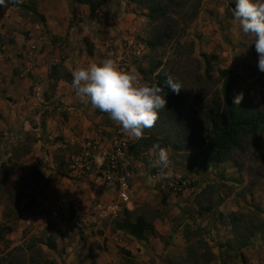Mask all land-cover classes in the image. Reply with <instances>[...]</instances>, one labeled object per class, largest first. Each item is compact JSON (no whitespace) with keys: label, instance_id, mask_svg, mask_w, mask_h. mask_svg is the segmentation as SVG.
Here are the masks:
<instances>
[{"label":"crops","instance_id":"0c3cea01","mask_svg":"<svg viewBox=\"0 0 264 264\" xmlns=\"http://www.w3.org/2000/svg\"><path fill=\"white\" fill-rule=\"evenodd\" d=\"M32 1L44 24L30 19L29 12L0 7V166L15 165L23 176L40 170L44 163L45 179L35 208L59 212L70 205L75 210L71 225L78 228L74 232L67 225L71 242L62 241L63 264H167L173 247L165 239L177 227L174 219L186 191L176 197L166 181L169 174L163 172L161 178L160 172L153 173L151 163L128 154L124 159L129 175L126 204L119 201L110 182L79 177L70 168L69 157L79 154L85 141L100 144L93 158L101 164L102 152L109 150L114 137L132 138L107 113L82 102L70 84L49 78L54 64L62 63L72 75L75 68L99 63L111 50L118 52L121 40H130L139 30L140 11L127 0H106L94 14L72 0ZM86 38L89 52L83 42ZM37 88L40 101L34 98ZM146 155L150 162L156 158L153 152ZM149 176L155 178L152 183ZM96 204L117 211L110 217L89 218L85 212ZM123 209L144 216L156 235L138 238L117 229Z\"/></svg>","mask_w":264,"mask_h":264},{"label":"rangeland","instance_id":"374dc122","mask_svg":"<svg viewBox=\"0 0 264 264\" xmlns=\"http://www.w3.org/2000/svg\"><path fill=\"white\" fill-rule=\"evenodd\" d=\"M26 2L35 5L32 0ZM231 4L235 0H199L197 16L185 26L180 37L152 51L144 44L153 34L152 26L139 9L142 16L139 30L131 34V41L121 40L118 51L124 54L122 47L133 43L140 55L128 59L129 69L134 67L149 84L160 71L171 74L182 84L180 92L185 99V109L173 122L167 118L166 108L160 112L156 126L145 130L148 134L160 133L172 142H180L182 132L187 130L191 136L193 129L204 125L206 116L222 104L219 70L239 74L242 78L239 93H244L241 103L250 102L264 112V72L258 68L254 41L234 21ZM32 18L35 19L30 15ZM83 42L89 52V39ZM111 52L114 53L110 55ZM116 54L117 51L111 50L105 58ZM160 61L159 69L150 75L151 67ZM133 142L134 139L130 140ZM167 149L168 168L151 166V170L169 174L168 186L178 181L188 182L186 195L181 198L183 205L174 219L177 227L165 239L173 247L166 257L167 264H194L207 259L211 260L208 264L218 261L220 264H264V129L244 139L243 151L231 152L225 163L214 164L206 171H198L195 155ZM24 150L20 149V153ZM147 152L152 151H143L139 158L151 163ZM43 168L41 163L40 170L22 176L15 165H7L0 172V264L64 262L62 241L71 242L67 225L74 232L78 228L71 225L75 210L71 211L67 205L60 208L57 220L46 223L40 220V214L50 211L35 208L36 197L41 195L38 190L45 179L41 173ZM63 223L66 225L62 226ZM7 227L11 228L10 233ZM242 242L245 247H241ZM49 244H54V249ZM187 252L191 255L187 256Z\"/></svg>","mask_w":264,"mask_h":264},{"label":"trees","instance_id":"16d2710c","mask_svg":"<svg viewBox=\"0 0 264 264\" xmlns=\"http://www.w3.org/2000/svg\"><path fill=\"white\" fill-rule=\"evenodd\" d=\"M138 10L144 11V16L152 26V36L144 41L149 50H156L166 44L174 43L184 32L185 26L191 22L198 14L199 0H127ZM73 3L86 5L91 14L99 11L105 4L106 0H72ZM9 6L19 10H26L40 23H45L44 17L37 11L35 5L31 3H9ZM232 10L235 4L230 6ZM161 66V61L156 63L149 70L153 75ZM222 80L221 95L222 104L218 110L208 114L205 124L200 125L191 131L182 132L180 142H172L168 136L161 137L160 133L148 134L145 132L144 138L133 142L127 154L134 158L146 150L152 149L153 145L159 144L163 148H171L173 151L184 150L187 155H195L199 161L198 171H206L214 164L225 163L233 151H243V141L247 137L255 136L264 129V112L250 102H243L239 106L232 104L235 94L239 93V87L242 78L239 74L230 70H219ZM49 78L54 83L62 80L71 85L72 75L62 64L51 66ZM152 85L160 86L164 91L163 95L167 100L166 108L168 109L167 118L174 121L176 115L185 109V99L183 94L174 93L165 84L166 76L162 71L154 76ZM188 137V138H187ZM5 164L0 166V172ZM115 227L134 237L144 238L145 236H155L156 232L153 224L147 221L144 216H134L133 212L126 209L122 211V217L115 223ZM10 233L11 228H5ZM2 231V230H1ZM0 240L2 236L0 234ZM245 247L244 242L240 243ZM199 245V244H197ZM50 249H54V244H49ZM187 252V256H190ZM205 256H202L204 258ZM201 258V259H202ZM211 260L203 262L196 261L194 264H208ZM170 264V262L168 263Z\"/></svg>","mask_w":264,"mask_h":264},{"label":"clouds","instance_id":"9594fccd","mask_svg":"<svg viewBox=\"0 0 264 264\" xmlns=\"http://www.w3.org/2000/svg\"><path fill=\"white\" fill-rule=\"evenodd\" d=\"M9 3H23V0H0V7L6 8ZM234 21L245 36H250L255 43L258 54V68L264 72V0H235L233 9ZM166 75L165 84L174 93L179 94L182 84ZM71 88L84 103L94 109L107 113L110 119L122 128L130 138L141 140L145 130L154 128L160 118V112L166 109L167 100L163 89L142 80L140 73L133 67L124 69L113 58H105L99 63L92 62L72 71ZM244 93L234 95L233 105H240ZM151 151L155 159L153 168H168L170 164L168 149L153 145ZM164 177L163 171L158 174ZM149 176V183L154 181Z\"/></svg>","mask_w":264,"mask_h":264},{"label":"built area","instance_id":"2783aa9c","mask_svg":"<svg viewBox=\"0 0 264 264\" xmlns=\"http://www.w3.org/2000/svg\"><path fill=\"white\" fill-rule=\"evenodd\" d=\"M125 51H118V54L108 56L116 59L122 68L129 69V58H137L140 55V50L132 43H128ZM114 52H111L112 55ZM125 55V56H124ZM34 98L36 101L41 100V93L37 88L35 90ZM131 145L130 140L124 136H116L110 141V148L108 151L102 152L103 161L98 164L93 158V152L100 149V144L93 141H85L79 155H72L69 157L70 168L77 173L79 177H100L110 182L118 193L119 201L123 204L129 202L128 196V172L125 169L124 159L127 156L128 148ZM102 149V148H101ZM103 150V149H102ZM158 172L156 171L155 174ZM188 182L178 181L170 185L174 194H182L187 188ZM117 211L116 207L96 204L85 213L89 218L101 219L114 215ZM43 222H53L59 218L56 210L39 215Z\"/></svg>","mask_w":264,"mask_h":264}]
</instances>
